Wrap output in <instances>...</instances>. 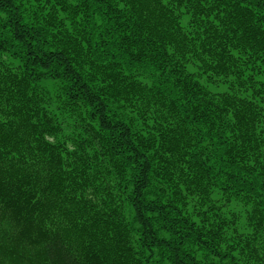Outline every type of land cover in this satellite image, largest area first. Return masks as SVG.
<instances>
[{"label": "trees", "instance_id": "obj_1", "mask_svg": "<svg viewBox=\"0 0 264 264\" xmlns=\"http://www.w3.org/2000/svg\"><path fill=\"white\" fill-rule=\"evenodd\" d=\"M0 63V264H264V0H0Z\"/></svg>", "mask_w": 264, "mask_h": 264}, {"label": "rangeland", "instance_id": "obj_2", "mask_svg": "<svg viewBox=\"0 0 264 264\" xmlns=\"http://www.w3.org/2000/svg\"><path fill=\"white\" fill-rule=\"evenodd\" d=\"M9 65L12 66V64H9ZM0 69H1V63H0ZM20 70L21 69L15 65H13L11 69H9V71H13L12 76H16L17 78L21 75ZM10 84L11 83L9 82L8 85H10ZM209 87H210V89L213 90L216 87V85L211 83V84H209ZM218 88L224 90L225 85H220ZM218 88H216V89H218ZM193 200L195 201V204L198 206L199 205L198 199L196 198ZM245 211H246V206L244 205V202H241L240 204H238L237 207H235L234 205H231V204L230 205L226 204L222 209L223 215L226 217L231 215L232 212H233V214L236 213V214H241V215L245 216ZM233 217H234L232 220L233 223H244V220L239 218L237 215H235V216L233 215Z\"/></svg>", "mask_w": 264, "mask_h": 264}]
</instances>
